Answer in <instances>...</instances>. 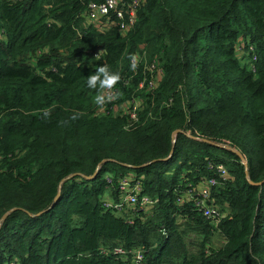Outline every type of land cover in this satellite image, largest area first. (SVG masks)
<instances>
[{
    "label": "trees",
    "instance_id": "1",
    "mask_svg": "<svg viewBox=\"0 0 264 264\" xmlns=\"http://www.w3.org/2000/svg\"><path fill=\"white\" fill-rule=\"evenodd\" d=\"M103 1L0 0V264H264V0H143L128 32L84 21Z\"/></svg>",
    "mask_w": 264,
    "mask_h": 264
},
{
    "label": "built area",
    "instance_id": "2",
    "mask_svg": "<svg viewBox=\"0 0 264 264\" xmlns=\"http://www.w3.org/2000/svg\"><path fill=\"white\" fill-rule=\"evenodd\" d=\"M142 2L143 0H104L100 3L90 2L87 11L84 14V21L86 23L99 25L100 29H110L111 27L117 26L121 32H128L133 28L136 22L137 10ZM94 55L96 56V54ZM149 72L151 73V71ZM116 92L117 88L116 85H114L111 89L105 88L103 93L108 101L113 99ZM132 103L133 107L132 111H130V118L133 120L132 122H136V108L138 106V101L133 99ZM216 168L220 172L222 178L228 176L223 165L218 164ZM207 182L208 183L200 187L199 192L195 195L194 204L199 208V211L206 219L212 222H217L221 218V213L209 203V188L214 185L215 181L211 179ZM118 185L122 191L123 202L128 203L129 206H138L142 209H148L153 205L154 201L149 197H138L141 192L140 181L132 182V179L126 177L119 180ZM188 193H190V191H188ZM113 252L120 255L130 253L136 264H142L143 256L142 251L140 250L126 251L121 247H116L113 249Z\"/></svg>",
    "mask_w": 264,
    "mask_h": 264
},
{
    "label": "clouds",
    "instance_id": "3",
    "mask_svg": "<svg viewBox=\"0 0 264 264\" xmlns=\"http://www.w3.org/2000/svg\"><path fill=\"white\" fill-rule=\"evenodd\" d=\"M133 63L131 65L132 69H135L136 67V63L135 60L136 58L133 57ZM119 74L118 73H114L112 71H110V69L108 68V66H99L94 74H91L88 76L87 80H86V84L90 89H96L98 86L100 89H111L114 85L117 84V82L119 81ZM105 97L103 95H97L95 97V102L98 105H102L105 102ZM48 113H45V116H47Z\"/></svg>",
    "mask_w": 264,
    "mask_h": 264
},
{
    "label": "rangeland",
    "instance_id": "4",
    "mask_svg": "<svg viewBox=\"0 0 264 264\" xmlns=\"http://www.w3.org/2000/svg\"><path fill=\"white\" fill-rule=\"evenodd\" d=\"M107 177V176H106ZM105 197L109 200L110 199V196H109V193H106L104 194ZM198 237L197 234L191 232L187 237H186V241L188 242H191V241H194L196 240ZM212 245L213 246H219L220 245V237L218 235H215L213 238H212Z\"/></svg>",
    "mask_w": 264,
    "mask_h": 264
},
{
    "label": "water",
    "instance_id": "5",
    "mask_svg": "<svg viewBox=\"0 0 264 264\" xmlns=\"http://www.w3.org/2000/svg\"><path fill=\"white\" fill-rule=\"evenodd\" d=\"M177 132H178V131H177ZM87 178H92V176H91V177H87ZM251 184L258 185V184H262V183H254V182H251ZM57 197H58V195H57ZM56 199H57V198H56ZM39 214H41V213H39ZM39 214H38V215H39ZM6 215H7V213L3 216V219H5Z\"/></svg>",
    "mask_w": 264,
    "mask_h": 264
}]
</instances>
